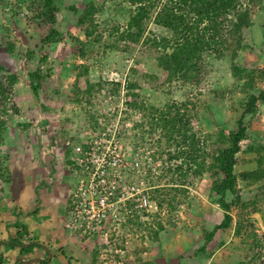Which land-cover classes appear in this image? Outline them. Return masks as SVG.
I'll use <instances>...</instances> for the list:
<instances>
[{
  "label": "rangeland",
  "instance_id": "374dc122",
  "mask_svg": "<svg viewBox=\"0 0 264 264\" xmlns=\"http://www.w3.org/2000/svg\"><path fill=\"white\" fill-rule=\"evenodd\" d=\"M85 2L86 0H61L57 3L59 11L56 14L55 28L61 34V39L56 44L44 47L40 45V39L45 35L49 26L36 19L33 1H0V67H2L0 77L7 74H14L17 77V82L11 88L7 100L0 102V120L5 123L3 133L5 143L0 144V162L1 165L5 166L8 162H12L15 168L21 170L20 174L25 179H29L22 193L25 197H31V195H34V191L37 192V188H30L35 183L33 175L38 173L40 181L44 185L45 181L48 182V179H45L46 176L50 177L49 174H55L61 161L65 163L63 164L66 165L65 169L69 173L63 185L67 186V191L71 190V184L74 182L76 175H74L73 167L69 164L70 159L67 161L63 158L62 147L68 143L67 140L77 135L76 130L79 129L80 131L81 126L83 127L86 123L102 121L109 116L117 118L120 114L118 121L123 125H131L129 128L125 127L122 142L128 146L142 144L147 146L148 150H151V154L155 152L151 143L154 142L156 137L146 141L147 138L144 136L143 142L136 143L138 134L135 125L139 122V114L132 112L128 106H123L122 111L119 113V107L116 106L118 104L116 98H119L107 92V87L94 93L95 95L90 99L89 104H86L82 99H80L82 100L80 104L72 103V89L75 88L79 91L84 89L82 77L77 80L74 87L76 79L75 71L72 70L73 65L84 64L87 66V79L92 84L98 80L108 83L118 82L119 85L127 82L134 83L139 98L145 104L154 108H162L171 102H191L197 113L194 128L199 129L203 134L214 135L217 130L216 124H224L227 129L231 128L233 119L238 115L234 114L236 104L246 100V96L230 91L234 81L230 75L229 60L227 58L220 61L206 58L204 60L205 76L202 82L198 86L191 87L181 86L178 83H165V72L155 67L151 52L144 50L142 47H136L132 53L126 54L118 52L107 56L100 53L97 55L90 54L85 60L74 57L77 49L74 39L79 41L84 39L80 31L75 28L76 17L66 10V6L74 5L80 11ZM94 2L102 10L100 14L95 16V22L99 24L98 31L124 23L126 14L123 13V7L117 6L119 0H94ZM259 4L261 8L258 7V4L252 6V27L244 33L246 43L251 46V51L239 52L237 64L264 72V0H259ZM147 30L157 36L165 35L163 30L153 27L151 24L147 26ZM102 37H106L105 31H103ZM9 45L12 46L11 53L7 52ZM25 50L34 53L32 60L27 61L25 59ZM39 55L47 56V62L52 69V73L49 78L42 82V88L37 97H33L28 89L26 74L33 70L36 65V58ZM257 85L259 88H263L264 81L259 82ZM124 108L126 110H123ZM3 111L4 113H2ZM247 132L249 137L240 142V150H244L248 144L264 145V105L256 104V111L249 120ZM152 158L156 159V155H153ZM252 158L253 155L239 152L236 155L234 171L239 173L252 170L254 168V164L250 162ZM156 160L159 164L158 167L154 168L150 165L147 168L151 178L149 175L147 176V172L142 177H139V174L135 175L140 179H144L147 187H150L149 182L160 173V159ZM152 169L153 171H151ZM164 181H166V178L160 184L165 183ZM262 181L260 185L246 187L240 189L239 192L240 198L243 200H249L254 196L256 202L254 208L259 212L252 213L250 219L256 221L251 224L253 232L258 238L264 231V179ZM9 183H0V187L7 188ZM209 183L206 176L191 182L189 180L190 185L187 186L186 198L175 212L167 213L163 209H157L156 213L149 215L145 220L128 222L115 237V245L103 246L109 252H104L102 258L99 257V251L94 246L93 241L82 238L86 240V242L82 239L80 241H82L83 246H86L87 256L96 253L95 262L90 260V263L235 264L236 256H242L245 247H241L243 245L239 243L237 238L232 239L233 245L228 244L230 237L225 239L226 246H217L216 242L220 240V236L217 234L213 245L206 246V252L212 251L209 259H205L202 255L190 256L194 249L198 248L195 246H200L203 242L201 237L198 238V232L201 231L202 233V230L209 231L221 218V210L215 204L210 203L207 198ZM49 185L47 187H50ZM237 186L240 187V182ZM257 186L260 188H256ZM52 187H55V183ZM40 190L42 189L39 188L38 193ZM2 191L4 189H0V193ZM52 191L56 192L55 190ZM66 194L67 192L64 193L65 196ZM229 200L230 196H227L226 201ZM48 208L49 211L47 210L45 217L42 216L43 214H39L40 211H31L29 221L32 220L31 225L34 224V226L31 229L27 227L31 236L30 240L28 239L30 242H26V244L46 242L47 239L44 240L43 238L45 235L49 240L56 235L57 225L55 222H51V228L47 226L50 228V232L45 233L44 230L41 232L42 227L48 224L43 219L49 216L50 211H53V214L50 215H56L57 218L62 216V210L57 207L55 202L50 204ZM249 210L247 209L245 212H250ZM236 211L237 208H232L231 214L235 216ZM199 214L202 221L192 218ZM167 217L171 218L169 225L158 232L157 239L154 241L149 240L150 228H155L158 221L164 223ZM54 219L52 220L54 221ZM18 220L20 221L21 218ZM7 221H9V224L12 223L10 217ZM29 221L27 222L28 226ZM135 223L136 225H134ZM39 227L40 230H38ZM4 231L3 233H5ZM181 231L183 235L179 236ZM188 232L195 237L196 243L193 245L195 248L193 247L192 250H190ZM64 235H67V231H64ZM123 242H126V244L123 245ZM48 245L52 246L49 243ZM37 246L39 248L35 247L32 251L35 252V255L41 254L42 250L38 244ZM118 248L123 250V254L114 253L113 250ZM61 249H63L64 254L70 255L74 260L76 259V254H73L75 250H70L66 246L63 247V245ZM32 252L29 255H34ZM254 252L256 253V250ZM262 253L264 254V250H262Z\"/></svg>",
  "mask_w": 264,
  "mask_h": 264
},
{
  "label": "trees",
  "instance_id": "16d2710c",
  "mask_svg": "<svg viewBox=\"0 0 264 264\" xmlns=\"http://www.w3.org/2000/svg\"><path fill=\"white\" fill-rule=\"evenodd\" d=\"M32 1L36 19L49 26L40 39V45L45 47L56 44L61 39V34L55 28L56 14L59 11L57 3L61 0ZM256 4L261 8L259 0H119L117 6L123 7V13L126 14L124 23L102 31H98L99 24L95 22V16L102 10L95 5L94 0H86L80 11L74 5L66 6V10L76 17L75 28L84 39H74L77 44L74 57L80 60H85L90 54L107 56L116 52L132 53L136 47H142L151 52L155 67L165 72V83L191 87L202 82L206 58L229 60L230 75L234 81L230 91L246 96V100L236 104L234 114L238 115L233 119L231 128L216 124L214 135L203 134L194 128L197 113L191 102H171L162 108H154L139 98L137 88L131 82L124 85V96L129 98L125 105L140 116L135 125L138 134L136 143L143 142L144 136L146 141L156 137L151 143L155 149L152 156L156 155V159H160V173L149 182L148 190L155 207L167 213L175 212L186 198L189 180L191 182L206 176L210 182L207 198L221 210V218L209 231L198 232V238L201 237L203 242L194 249L192 255H202L209 259L212 251L206 252V246L213 245L216 234L220 236L217 246H224L228 237V244L233 245L232 239L237 238L245 250L242 256H236L235 264H264V231L258 238L251 224L256 221L250 219V215L257 211L254 208V196L243 200L239 195L240 189L260 185L264 179V145L248 144L244 150H240L239 146L240 142L249 137V120L255 114L256 104L264 105V87L259 88L257 85L264 81V72L237 64L239 52L251 51L244 33L252 27L251 9ZM149 24L163 30L165 35L157 36L147 30ZM103 31L106 32L104 38ZM11 50L12 46L9 45L7 52L11 53ZM33 56L32 51L25 50L24 57L27 61L32 60ZM73 69L76 79L74 87L82 77L84 89H72V103L80 104L83 100L89 104L94 93L106 87L107 92L118 97L120 83L98 80L92 84L87 79V66L73 65ZM51 73L47 56H37L35 67L26 74L28 89L33 97H37L42 82ZM16 82L14 74L0 77V102L7 100ZM4 131L5 123L0 120V144L3 142ZM67 141L63 157L68 161L78 140L74 135ZM239 152L253 155L250 159L254 164L252 170L239 173L234 171ZM69 164L72 166L71 162ZM10 175L8 167L0 162V183L8 184ZM165 178V183L161 185ZM135 179L140 180L139 177ZM238 182L240 187L237 186ZM227 196H230L229 201H226ZM234 207L237 208L235 216L231 214ZM247 209L250 212H245ZM170 219L167 217L164 223L156 222V227L149 230V240L157 239L158 232L169 225ZM95 254H92L94 262Z\"/></svg>",
  "mask_w": 264,
  "mask_h": 264
},
{
  "label": "built area",
  "instance_id": "2783aa9c",
  "mask_svg": "<svg viewBox=\"0 0 264 264\" xmlns=\"http://www.w3.org/2000/svg\"><path fill=\"white\" fill-rule=\"evenodd\" d=\"M124 85H120L119 99L116 98L119 113L129 101L124 96ZM119 117L120 114L117 118L109 116L81 126L69 157L76 177L66 198L61 228L93 241L100 258L109 252L103 246L115 245L123 226L136 219L145 220L157 211L149 197V187L135 175L142 177L150 165L156 168L159 164L147 146L122 142L125 127L131 125H123ZM113 251L123 254L120 248Z\"/></svg>",
  "mask_w": 264,
  "mask_h": 264
},
{
  "label": "crops",
  "instance_id": "0c3cea01",
  "mask_svg": "<svg viewBox=\"0 0 264 264\" xmlns=\"http://www.w3.org/2000/svg\"><path fill=\"white\" fill-rule=\"evenodd\" d=\"M76 131L79 132V129H77ZM3 143H5V140L3 141ZM64 147H62L63 151ZM63 163L64 162L61 161V164L58 165L57 172L55 174H49L50 177H47L48 175L46 176L45 179H48V182L45 181L46 183L44 185L43 182L40 181L41 179L38 173L33 175V180L35 182L34 184L36 185L32 184L30 188H37V192L34 191V195H31V197H25L22 194L29 179H25L20 174L21 170L15 168L12 162L7 163V166L9 167L11 173L10 183L7 188L0 187V189H4V191L0 193V264H91L90 260H92V254L91 256L90 254L87 256L88 251L85 248L86 246H83L82 241H80L82 238L77 234L68 232L67 235H64V230L61 228V222L63 221L66 213V198L70 191H67V186L63 185L69 176L68 170L65 169L66 165H64L65 163ZM54 183L55 187L53 188L52 186ZM48 185L50 187H47ZM39 188H41L42 190H40L38 193ZM52 190H55L56 192ZM66 192L67 194L65 196L64 193ZM53 202L57 204L58 208H61L62 216H60L61 218H57L56 215H50L53 214V211H50L49 216L43 219L46 220L48 224L46 226L44 225L45 227H42L41 232L43 230L45 231V233L50 232L49 230L52 226L51 222H55V224L57 225L55 231L56 235L53 238H50V240L48 239L47 235H45L43 238L44 240L47 239L46 242L44 241L40 243L26 244V242H30L28 241V239L31 236V233L29 232L27 227L31 229L34 226V224L31 225L32 220L29 221L31 219V211H40L41 213L39 214H43L42 216L45 217L47 210L49 211L48 207ZM9 217L12 219V223L10 224L9 221H7ZM19 218H21L20 221L18 220ZM53 218H55L54 221L52 220ZM192 218L202 221L200 214L193 216ZM28 221L30 222L29 226L27 225ZM47 226H49L50 228H48ZM40 229L41 228L39 227L38 230ZM3 230H5V233H3ZM188 230L191 231L190 228H188ZM182 235L183 232L181 231L179 236ZM187 236H189L190 238V250H192V248L194 247V243H196L195 237L192 236L190 232L187 233ZM20 240L21 242H19ZM83 241L86 242V240ZM47 242L52 246H49ZM59 242L60 244H58ZM37 244L42 250L41 254L35 255V252L32 251L35 247L39 248ZM62 245L63 247H68L70 250H75V253H73L76 254L75 260L72 259L70 255L64 254L63 249H61ZM224 246H226V242ZM31 252L34 253V255H29ZM191 255L192 254H190V256Z\"/></svg>",
  "mask_w": 264,
  "mask_h": 264
},
{
  "label": "water",
  "instance_id": "95a60500",
  "mask_svg": "<svg viewBox=\"0 0 264 264\" xmlns=\"http://www.w3.org/2000/svg\"><path fill=\"white\" fill-rule=\"evenodd\" d=\"M21 262V261H20Z\"/></svg>",
  "mask_w": 264,
  "mask_h": 264
}]
</instances>
